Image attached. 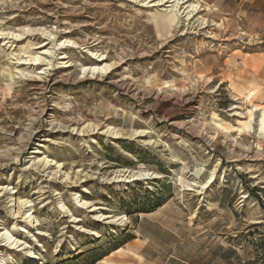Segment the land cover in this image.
Instances as JSON below:
<instances>
[{"label": "rangeland", "instance_id": "obj_1", "mask_svg": "<svg viewBox=\"0 0 264 264\" xmlns=\"http://www.w3.org/2000/svg\"><path fill=\"white\" fill-rule=\"evenodd\" d=\"M161 1L0 0V264H264V0Z\"/></svg>", "mask_w": 264, "mask_h": 264}, {"label": "bare ground", "instance_id": "obj_2", "mask_svg": "<svg viewBox=\"0 0 264 264\" xmlns=\"http://www.w3.org/2000/svg\"><path fill=\"white\" fill-rule=\"evenodd\" d=\"M162 1H163V3H162ZM161 1V3H155L154 4V6L153 7H161V6H163L164 4L166 5V3H168V2H166L165 0H162ZM170 1V0H169ZM173 1V0H172ZM177 1V0H176ZM180 1V0H179ZM160 2V1H159ZM185 3V2H184ZM174 5V4H173ZM178 5H179V3H177V5L176 6H172V9H171V11L170 12H168L167 13V15H162V21H163V23L165 22V20H167V22H168V26H169V28L170 29H172V28H174L175 27V24L177 23V20H178V14H177V8H178ZM192 6V5H191ZM171 7V6H170ZM179 7H180V5H179ZM196 9V6H195V8H194V10ZM164 11V10H163ZM191 11H193V10H191ZM194 12H196V11H194ZM155 19H156V24L159 26V16H155ZM16 36H18V35H16ZM48 53H42V55H44V56H46ZM66 58V57H65ZM44 59H46V57H44V58H42L41 56H37V57H34L33 58V61H36V62H39V61H41V60H44ZM112 69V68H111ZM109 70H110V66H104V67H100V66H95V67H91V68H86V69H84V76H89V75H91V76H93V77H95V76H98V75H102V74H107V72H109ZM43 74V73H42ZM35 153H37V151L35 152ZM38 153H39V151H38ZM42 163H44L46 166H53V165H57V163L55 162V161H53V160H49V161H47V160H42ZM61 165H59V167H60ZM49 168V167H48ZM1 190H6L7 191V188L6 187H3V188H1ZM27 204H31L30 202H28V201H25V202H22V205H27ZM28 207H31V205L30 206H28ZM82 207L83 208H85V209H87V208H91L92 206H91V203L90 202H88V201H82ZM27 214V213H26ZM104 216V215H103ZM28 218H30V217H26V219H28ZM37 226V225H36ZM2 237H4L3 236V234H2V236H0V239L2 238ZM6 239L8 240V241H12L13 240V237L12 236H7L6 237ZM20 243V242H19ZM15 244H17L18 245V242L14 239L13 240V242H12V244L11 245H15ZM20 245V244H19Z\"/></svg>", "mask_w": 264, "mask_h": 264}, {"label": "trees", "instance_id": "obj_3", "mask_svg": "<svg viewBox=\"0 0 264 264\" xmlns=\"http://www.w3.org/2000/svg\"><path fill=\"white\" fill-rule=\"evenodd\" d=\"M163 205H164L163 203L158 202V204H157L156 207H157V209H158V208L162 207Z\"/></svg>", "mask_w": 264, "mask_h": 264}]
</instances>
